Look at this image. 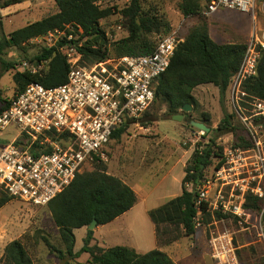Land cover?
Here are the masks:
<instances>
[{
	"label": "built area",
	"instance_id": "1",
	"mask_svg": "<svg viewBox=\"0 0 264 264\" xmlns=\"http://www.w3.org/2000/svg\"><path fill=\"white\" fill-rule=\"evenodd\" d=\"M264 0H211L203 13L220 10L254 15ZM56 30L30 42L43 49L56 48L73 35ZM121 32L122 24L117 27ZM183 40L174 28L151 55L110 58L82 67L81 55L63 46L70 72L64 85L46 88L31 84L8 109L0 113V129L17 125L21 136L0 153V195L35 207L48 206L67 189L86 166L109 162L108 145L114 132L134 124L152 107L159 79L167 72ZM264 29L255 26L241 67L228 91L231 109L242 124L250 146H237L228 138L219 144L223 155L205 171L199 183H187L196 191L195 228L206 232L213 264H241L240 235L251 236L264 246V99L245 91L258 75ZM79 59H74L76 57ZM44 62L22 61L17 72L40 73ZM202 144L206 133L198 130ZM194 145L191 149L197 148ZM253 200L262 203L256 213Z\"/></svg>",
	"mask_w": 264,
	"mask_h": 264
},
{
	"label": "trees",
	"instance_id": "2",
	"mask_svg": "<svg viewBox=\"0 0 264 264\" xmlns=\"http://www.w3.org/2000/svg\"><path fill=\"white\" fill-rule=\"evenodd\" d=\"M53 1L57 6L56 13L12 32L9 38L0 37V61H3L2 57L6 51L14 47L25 50L24 46L28 42L50 32L65 30L67 26H72L77 32L68 30V35H73L72 40L68 41L65 38L58 47L43 49L40 55L31 60L49 61L48 68L40 73L17 72L14 63L6 64L7 72L11 69L15 70L13 80L16 93L10 99L0 97V113L8 109L12 101L31 84L37 83L46 88H54L68 82L70 64L68 57L61 51L63 46L75 48L82 57L81 66L91 67L110 58L151 55L155 52L158 43L174 29L164 18L148 12L146 14L142 9V0H131L130 5L120 11L128 36L117 42H111L107 31L101 26V21L114 15L113 8H101L98 0ZM210 1L181 0L179 10L186 18L203 15ZM17 3L20 1L11 0L6 6ZM153 34L159 35V38L153 40L150 37ZM247 47L248 43H217L212 39L206 25L193 28L179 44L169 69L159 79L154 104L164 106L167 117L184 114L185 118H188L191 114L183 112V107L190 104L196 108L199 103L195 91L206 85L217 87L224 102L233 78L241 67ZM245 91L264 99V49L261 50L258 75L245 84ZM235 119L240 124L241 132L234 138V144L251 145L235 113H225L216 129L208 124L211 118L206 116L203 123L211 129L207 135L215 132L216 136L205 144H198L194 149L185 169L182 194L149 212L156 226L159 249L138 254L134 249L126 246L104 249L92 244L95 240V232L89 230V226L94 220H97V227L107 225L129 212L138 202L134 190L121 179L109 175L108 164L101 161L94 162L92 171L79 173L72 184L47 206L59 229L65 249L55 248L45 238L47 246L58 252L61 260L69 257L71 261L67 264H74L83 253L90 255L89 261L85 264H175L160 248L172 245L183 237H193L197 234L194 222L197 214L196 191L189 192L186 185L190 182L199 183L204 178L205 171L210 166L218 164L224 149L219 145L221 141L217 142V138L237 130L233 123ZM160 120L163 119L158 117L149 119L144 125L148 127ZM191 121L195 120H189V127L196 129L190 125ZM130 125L128 123L117 129L111 141L120 140ZM12 200L6 194L0 195V209ZM252 202L254 211L258 213L262 203L258 200ZM83 228H88L87 236L82 249L75 252V230ZM242 237L244 235H240L239 241ZM255 245L262 246L258 243ZM240 250L239 244L238 257ZM1 262L2 264H34L22 240H15L6 246ZM240 263L243 264L241 260Z\"/></svg>",
	"mask_w": 264,
	"mask_h": 264
},
{
	"label": "rangeland",
	"instance_id": "3",
	"mask_svg": "<svg viewBox=\"0 0 264 264\" xmlns=\"http://www.w3.org/2000/svg\"><path fill=\"white\" fill-rule=\"evenodd\" d=\"M9 1L11 0H0V37L9 38L12 32L57 12V6L53 0H18L20 3L6 6ZM130 2L131 0H98V5L101 8H113L114 10L113 16L101 21V26L107 31L111 42H117L128 36V32L124 27V18L120 11L129 6ZM180 2L181 0H142L141 5L146 14L148 12L160 16L170 22L174 28H180L183 38L193 28L206 25L212 39L217 43L247 44L252 38L256 25L259 29H264V8L262 5H259L256 10L257 19L255 21L253 13L247 14L233 10H220L211 16L197 15L186 18L179 10ZM120 24L123 26L121 32L117 30ZM71 30L77 32L75 28ZM150 37L157 40L159 35L153 34ZM24 47L25 50L14 47L6 51L2 57L3 61H0V97L2 99L13 98L16 93V85L13 80L15 70L11 69L7 72L6 64L14 63L18 65L25 60L31 61L43 51V47L37 43L28 42ZM81 62L82 57H80L78 63L82 65ZM48 64L49 61L44 62L43 70L48 68ZM195 94L199 105L196 108L193 107L190 112L191 116L184 118L182 122L167 117L164 106L153 104L142 118L130 125V128L120 140H112L108 145L109 162L107 164H110L115 158L122 166H125L131 173L129 179L134 180L135 189L139 193L147 192V186L152 185V181H154V179L147 176V163H154L156 158L151 160L147 158V154H174L168 163L171 172L162 183V186L169 188L168 194L180 195L185 177V166H187L194 151L191 147L202 144L197 129L189 127V120L203 123L206 116H209L211 122L208 124L216 129L225 113L234 114L229 103L228 94L223 102L219 89L214 85L201 86L195 91ZM157 117L163 120L154 122L153 125L148 127L144 125L147 120ZM233 123L237 130L219 136L217 142L228 138L234 139L241 132L238 121L235 119ZM20 136L21 130L17 125L13 124L5 130L0 129V153ZM214 136H216L215 132L208 135L206 133V142ZM161 167L155 166L152 170L156 171V168ZM92 170V166H86L81 173ZM130 218L128 219V225L145 226L142 221L138 222L136 219L132 223ZM116 226L117 224L114 225V227ZM87 232L88 228L87 230L83 228L75 231L76 251L82 249L84 245L83 237ZM203 232V230H198L196 244L188 248L193 254L189 258L191 263L205 264L209 262L208 258L202 253L205 251L200 242ZM134 235L135 238L138 237L137 233H134ZM122 237L128 238V235L124 234ZM45 238L55 248L65 249L60 238L59 229L55 225L52 213L47 206L35 207L19 200H12L0 209V264H2L1 260L6 246L15 240L24 242L34 264H62L64 259L61 260L59 253L54 252L47 246ZM120 239H116V241L123 240ZM188 242L186 239L183 246L189 247ZM254 242L255 239L251 236L240 238L241 250L239 251V257L243 264H264V246L259 245L256 247ZM110 245L112 246V244ZM243 246L246 247L243 248ZM67 258L66 264L71 261L69 257Z\"/></svg>",
	"mask_w": 264,
	"mask_h": 264
},
{
	"label": "crops",
	"instance_id": "4",
	"mask_svg": "<svg viewBox=\"0 0 264 264\" xmlns=\"http://www.w3.org/2000/svg\"><path fill=\"white\" fill-rule=\"evenodd\" d=\"M173 156L174 154H147V158H150L151 160H154L156 158V161L154 163H147V176L154 179V181H152V185L147 186V192L143 193H139L135 189L134 180L132 181L129 179L131 173L129 172V170H127V168H125V166H122L119 161L114 158L111 163L108 164V174L121 179L124 183L129 185L136 193L138 197V202L133 209L120 216L113 222L104 226H99L94 234L95 240L93 241V245H98L99 247L104 249L116 246H126L134 249L138 254H146L156 249H159L156 226L152 222L149 216V212L151 210L160 208L170 200L182 194H168L169 188L162 186V183L167 179L168 175L171 172L168 163L169 159ZM155 166L162 167L156 168V171H153L152 168ZM129 218L132 219V223L136 219L138 222L142 221L145 226H134V224L128 225ZM116 224L117 226L114 227V225ZM85 229L87 230V228ZM103 229L108 230L104 231ZM134 233H137L138 237L135 238ZM124 234H126V236L128 235V238H123L122 235ZM86 236L87 234L83 237V242ZM120 238H122L123 240L116 241V239ZM186 239L189 241V247L183 246V243L184 241H186ZM196 239L197 234L193 237H183L176 243L160 248V250L167 254L174 261L175 264H197L195 262L191 263L189 261V258L192 257L193 254L190 252V249H188L196 244ZM200 242L202 248L205 250L202 253L209 260V262L205 264H213L210 258V252L205 231L202 234V239H200ZM110 244H112V246ZM75 252H79L76 251V247ZM89 258V254L83 253L82 255H80L79 258L75 260L74 264H85L89 261Z\"/></svg>",
	"mask_w": 264,
	"mask_h": 264
},
{
	"label": "water",
	"instance_id": "5",
	"mask_svg": "<svg viewBox=\"0 0 264 264\" xmlns=\"http://www.w3.org/2000/svg\"><path fill=\"white\" fill-rule=\"evenodd\" d=\"M193 109V106H191L190 104H186L183 107V112L185 113H190ZM185 118L184 114H179V115H174L172 117V120L177 121V122H182ZM190 125L193 126L194 128L204 131L205 133H209L210 132V128H208L204 123L201 122H197V121H191ZM98 226L97 220H94L92 222V224L89 226V230L94 231L96 229V227ZM68 258L64 259L62 264H66Z\"/></svg>",
	"mask_w": 264,
	"mask_h": 264
}]
</instances>
